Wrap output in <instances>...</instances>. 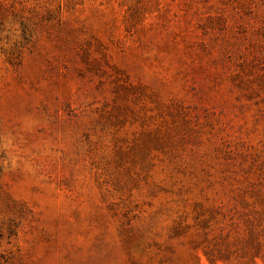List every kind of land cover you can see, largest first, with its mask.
Returning a JSON list of instances; mask_svg holds the SVG:
<instances>
[{
	"label": "rangeland",
	"instance_id": "374dc122",
	"mask_svg": "<svg viewBox=\"0 0 264 264\" xmlns=\"http://www.w3.org/2000/svg\"><path fill=\"white\" fill-rule=\"evenodd\" d=\"M0 264H264V0H0Z\"/></svg>",
	"mask_w": 264,
	"mask_h": 264
}]
</instances>
